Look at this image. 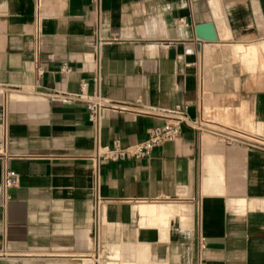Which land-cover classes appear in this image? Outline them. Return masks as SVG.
I'll return each instance as SVG.
<instances>
[{
	"label": "crops",
	"instance_id": "obj_1",
	"mask_svg": "<svg viewBox=\"0 0 264 264\" xmlns=\"http://www.w3.org/2000/svg\"><path fill=\"white\" fill-rule=\"evenodd\" d=\"M178 106L232 138L184 124L148 156L91 159ZM5 137L0 264H264V0H0Z\"/></svg>",
	"mask_w": 264,
	"mask_h": 264
},
{
	"label": "built area",
	"instance_id": "obj_2",
	"mask_svg": "<svg viewBox=\"0 0 264 264\" xmlns=\"http://www.w3.org/2000/svg\"><path fill=\"white\" fill-rule=\"evenodd\" d=\"M98 2L99 0H92ZM62 71H68L70 68L65 64L61 67ZM87 86L85 81L81 82V88L84 90ZM109 106L99 94L93 95L88 99V108L90 117L96 121L97 128L103 110ZM164 121L162 124L152 125L147 130V136L136 143L123 145L116 139L111 146H102L98 143L97 151L91 156L97 167L110 160H120L128 157L141 158L148 156L155 147L162 145L167 141L175 140L182 134L183 125L187 124L193 129L212 130L224 138H232V134L226 132L223 125L210 117L200 114L196 118H191L186 107L178 106L175 108L165 109L163 113ZM255 143L264 146V138L256 139ZM8 139L5 137L0 143V151L6 152ZM18 180V173L15 169L6 165L3 175V186L6 190L7 197L11 196V190ZM100 198L98 196L97 208L99 209Z\"/></svg>",
	"mask_w": 264,
	"mask_h": 264
},
{
	"label": "water",
	"instance_id": "obj_3",
	"mask_svg": "<svg viewBox=\"0 0 264 264\" xmlns=\"http://www.w3.org/2000/svg\"><path fill=\"white\" fill-rule=\"evenodd\" d=\"M197 34L199 37L207 38L211 40L216 38L213 32V26L210 23L199 25L197 27Z\"/></svg>",
	"mask_w": 264,
	"mask_h": 264
}]
</instances>
